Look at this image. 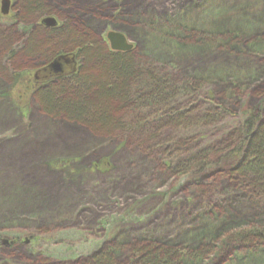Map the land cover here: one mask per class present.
Returning a JSON list of instances; mask_svg holds the SVG:
<instances>
[{"label":"rangeland","instance_id":"obj_1","mask_svg":"<svg viewBox=\"0 0 264 264\" xmlns=\"http://www.w3.org/2000/svg\"><path fill=\"white\" fill-rule=\"evenodd\" d=\"M10 1L14 6L8 15L0 5V32L12 30L24 46L40 19L16 23V3ZM43 1L62 26L69 22L85 31L108 53L107 35L119 33L133 46L140 69L181 87L197 85L203 113L219 108L221 123L192 131L182 148L183 135L171 134L170 128L150 139L160 128L154 124L145 126V135L136 130V138L125 132L95 133L46 116L35 97L20 99L26 83L22 76L50 60L13 63L3 55L0 264H82L103 251L117 264H137L133 249L153 244L185 253L181 264H264V241L238 238L264 226V205L218 172L212 164L222 158L212 156L205 174L193 169L180 177L176 172L181 161L218 146L250 113L263 122L264 0ZM223 72L229 84L213 80ZM102 112L94 111L91 118L98 120ZM153 112L149 106L126 117L137 123ZM62 127L86 138L80 142L83 148L45 155L44 146L61 142ZM232 162L229 170L238 166Z\"/></svg>","mask_w":264,"mask_h":264},{"label":"trees","instance_id":"obj_2","mask_svg":"<svg viewBox=\"0 0 264 264\" xmlns=\"http://www.w3.org/2000/svg\"><path fill=\"white\" fill-rule=\"evenodd\" d=\"M13 1L16 3V23L30 24L33 20L50 14L43 0ZM12 32H0V58L8 54L7 58H11L12 62L20 59L31 63L37 57L48 61L62 55V52L78 50L82 66L71 78L38 84L37 81L43 80L37 79L41 69L22 76L26 83L20 91V99L27 102L31 97H35L46 116L80 124L95 133L111 135L115 132H125L134 138L138 137V132L140 136L145 135V126L151 127L154 124L160 128L150 139L162 137V130L170 128L168 130L171 134L179 136L181 133L184 137L178 145L179 148L188 146L187 139L190 140L192 131H200L221 123L218 120L219 114L215 111L219 108L203 113L205 101L199 99L201 95L198 94L197 85L185 84L181 87L180 84L160 79L152 70L136 66L132 53H108L95 37L86 35L85 31V34L76 31L69 22L52 30L38 26L24 46L18 44L17 35ZM2 71L5 73V68ZM12 76V79L16 78V74ZM214 77L216 81L229 84L225 72ZM149 106L154 110L151 118L149 114H144L136 123L134 117H126L129 111L146 109ZM96 110L103 111L98 120L91 118V114ZM255 115L256 113L247 115L240 128L228 133L225 141L218 146L207 149L193 161H181L176 168L177 174L180 177L187 176L193 169L199 174H205L207 168H212L208 163L211 157L219 156L222 159L220 158L216 165L212 164L220 168L218 172L239 189H247L245 194L248 199H254L252 201L255 202L261 200L260 203L264 205V120L261 122V118ZM148 121L151 123H147ZM136 130L138 132L134 133ZM173 156L175 153L171 158ZM233 160L238 166L229 170ZM167 167H170L169 163ZM229 211L232 213V210ZM238 238L245 242L255 239L264 241V226L252 228L240 234ZM184 255L185 253L178 249H168L157 244L141 245L133 249V258L137 264H181ZM82 264L117 263L109 251H103L92 255Z\"/></svg>","mask_w":264,"mask_h":264},{"label":"water","instance_id":"obj_3","mask_svg":"<svg viewBox=\"0 0 264 264\" xmlns=\"http://www.w3.org/2000/svg\"><path fill=\"white\" fill-rule=\"evenodd\" d=\"M11 8V1L10 0H1V11L3 15H8ZM42 25L48 28H55L57 26V21L54 18H46L42 21ZM110 49L112 52L115 53H124L130 52L133 49L132 45H129L125 39V37L119 33L111 32L107 36ZM75 60L72 56H61L55 62H53L49 69L53 70L56 76L62 74V62L68 63L70 60Z\"/></svg>","mask_w":264,"mask_h":264},{"label":"flooded vegetation","instance_id":"obj_4","mask_svg":"<svg viewBox=\"0 0 264 264\" xmlns=\"http://www.w3.org/2000/svg\"><path fill=\"white\" fill-rule=\"evenodd\" d=\"M0 5H1V0H0ZM14 5L12 4V1H11V9ZM10 9V10H11ZM46 18H54L52 15H45L44 17H42L40 19V23H38L37 25L43 29H56L58 27H62V24L59 23V21H57V26L55 28H48L44 25H42V21ZM55 19V18H54ZM108 36V35H107ZM125 37V36H124ZM126 39V37H125ZM127 43L129 44L128 40L126 39ZM133 50V49H132ZM132 50L130 52H124V53H118V54H127V53H131ZM111 53H115V52H112ZM61 56H70V57H74L75 60H70L68 61V63H64L62 62V74L56 76L53 72V70L49 69L50 65L55 62L59 57ZM77 54L76 53H72V52H68V53H64L62 55H57L55 56L53 59H50V63H47L45 64V67H43V69H41L42 71L39 73V75L37 76V79H40L42 78L43 80H39L37 81L38 84L42 83L43 81H51V80H55V79H68V78H71L73 77L78 71H79V62L77 60Z\"/></svg>","mask_w":264,"mask_h":264},{"label":"bare ground","instance_id":"obj_5","mask_svg":"<svg viewBox=\"0 0 264 264\" xmlns=\"http://www.w3.org/2000/svg\"><path fill=\"white\" fill-rule=\"evenodd\" d=\"M197 51L202 52V49L201 48L197 49ZM217 78L219 79L220 77L217 76ZM59 133L65 135V137L58 135ZM59 133L57 134V136L59 137L61 142L59 144L51 143L44 146V148L46 149L45 155H49V154L55 155L54 153L63 152V151L75 152L83 148V144L80 145V142L82 143L86 142L84 141L86 138L79 136L78 134L75 133V131L69 130L65 127H62Z\"/></svg>","mask_w":264,"mask_h":264}]
</instances>
